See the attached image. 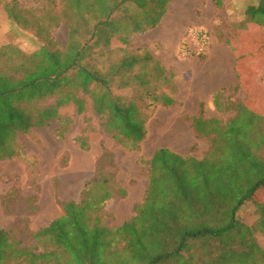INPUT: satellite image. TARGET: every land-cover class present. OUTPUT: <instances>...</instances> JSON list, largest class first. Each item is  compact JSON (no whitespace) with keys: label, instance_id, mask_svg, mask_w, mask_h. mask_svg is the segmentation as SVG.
Segmentation results:
<instances>
[{"label":"trees","instance_id":"obj_1","mask_svg":"<svg viewBox=\"0 0 264 264\" xmlns=\"http://www.w3.org/2000/svg\"><path fill=\"white\" fill-rule=\"evenodd\" d=\"M62 1L68 28L65 48L43 45L32 54L12 45L0 49V59L15 62L13 68L0 70V159L17 154L13 142L20 133L60 119L62 107L74 104L84 113L81 94L92 98L95 112L115 139L139 148L147 136L146 107L114 90L116 76L140 79L147 107L178 104L157 83L152 88L151 69L158 80L170 78L160 60L129 50L130 35L122 39L125 56L117 65L105 71L90 61L94 54H108L124 17L134 21L133 33L144 32L158 24L170 0H152L156 12L148 8L149 0ZM133 10H141L142 17L136 19ZM246 14L247 23L264 27V0ZM100 47L104 50H97ZM129 80L120 87H128ZM238 106L225 127L218 119H192L198 135L215 136L205 158L157 149L149 160L144 202L135 206L132 218L113 229L104 221L106 206L126 196L127 190L117 180L113 151L105 147L82 199L60 202L61 217L25 238L15 229H0V264H264L256 229L241 218L242 209L256 203V193L264 187V117L244 102ZM70 123L67 119L61 127V136ZM78 141L89 147L86 137Z\"/></svg>","mask_w":264,"mask_h":264},{"label":"rangeland","instance_id":"obj_2","mask_svg":"<svg viewBox=\"0 0 264 264\" xmlns=\"http://www.w3.org/2000/svg\"><path fill=\"white\" fill-rule=\"evenodd\" d=\"M190 1L185 10L182 9L179 15L176 13V25L181 35L186 33L189 36L191 28H199L182 26V22L200 16L206 3V0ZM149 3L148 8L153 12L159 9L155 1L149 0ZM177 3L174 2V6ZM63 4L62 0H0V49L12 45L24 53L32 54L43 45L53 49L65 48L68 45V28L61 14ZM181 6L184 8V5ZM130 14L139 19L143 12L133 10ZM57 15H60L59 19ZM165 20H169V15H166ZM171 21L176 23L174 18ZM133 26L134 21L128 16L124 17L123 26L111 40L108 54H94L90 61L105 71L112 64L117 65L125 56L123 49L126 44L122 39L127 35H130L131 52H136L137 44L156 45V50H160L163 44L152 42L158 40L152 33H158L159 30L137 38L136 33L131 31ZM82 37L85 39V35ZM188 44L193 47L192 43H183ZM167 46L173 47L172 40ZM100 49L104 50L103 47L97 50ZM201 55L205 53L195 51L184 58L180 52L176 56L165 54L177 67L176 70H165L169 82L163 78L158 80V74L150 68L154 74L150 73L152 88L157 83L162 91L178 98V104L173 107H147L149 99L140 86V79L129 80V74H124V78H114V90L117 93L127 95L128 99L136 98L146 107L147 136L139 148L115 139L103 126V119L95 112L92 98L83 94L81 97L86 106L84 113L79 114L76 106L70 104L62 107L61 118L48 126L34 127L28 133H20L13 142L17 154L12 158L0 159V229H15L19 238H25L26 233H34L61 217L64 211L60 202L82 199L87 184L95 176L96 164L105 147L113 151L117 180L127 190L126 196L116 197L106 206L104 221L112 229L132 218L136 214L135 206L144 202L149 187V160L158 148L171 147L183 156L198 159L208 156L215 136L198 135L196 131L194 134L192 119H218L225 127L236 116L238 105L243 99L239 88H233L229 95L225 91L213 97L212 101L198 102L197 98L190 99L194 80L202 71L200 63L197 66L191 65L192 57ZM153 56L163 62L162 54L157 52ZM14 65V61H7L5 57L0 59V70L11 69ZM194 73H198V76ZM128 80L131 83L128 87H120ZM48 102L51 100L42 104ZM67 119L71 123L65 135L61 136V127ZM81 136L88 140L87 149L78 141ZM256 199V203H249L242 209L241 218L244 223L256 229L254 236L257 244L264 250V222L259 223L261 218L264 220V187L257 191Z\"/></svg>","mask_w":264,"mask_h":264},{"label":"crops","instance_id":"obj_3","mask_svg":"<svg viewBox=\"0 0 264 264\" xmlns=\"http://www.w3.org/2000/svg\"><path fill=\"white\" fill-rule=\"evenodd\" d=\"M174 2H178L177 7L174 6ZM190 2V0H170L167 12L158 24L144 32L136 33L135 36L140 38L144 34L159 30L158 33H152L153 36L158 37V40L154 39L152 42L163 44L159 51L156 50V45L144 44H137L136 51L146 52L152 56L153 53L158 52L163 56L162 64L165 69L176 70L175 62L164 55L170 53L176 56L185 41L192 43L186 33L179 34V27L176 25L177 15L182 9L185 10ZM258 3L259 0H206L200 16L196 15L197 17L182 22V26H196L206 30L210 35L209 49L205 55L192 57L191 65L197 66L200 63L202 71L194 80L190 99L197 98L198 102L212 101V98L222 90L228 91L229 95L233 88H239L240 96L246 106L264 117V27L246 22L247 9ZM181 5H184V8ZM166 15H169L168 21L165 20ZM172 17L176 23L171 21ZM171 40L172 48L167 46ZM194 74L198 76V73ZM173 98L178 101L176 96ZM261 126L264 129V120ZM193 133L195 134V130ZM166 148L171 149V147Z\"/></svg>","mask_w":264,"mask_h":264},{"label":"built area","instance_id":"obj_4","mask_svg":"<svg viewBox=\"0 0 264 264\" xmlns=\"http://www.w3.org/2000/svg\"><path fill=\"white\" fill-rule=\"evenodd\" d=\"M189 37L191 38L192 46L190 44L183 45L180 48L181 57H187L198 51L199 54L206 53L210 45V37L206 30L201 28H191L189 30Z\"/></svg>","mask_w":264,"mask_h":264}]
</instances>
